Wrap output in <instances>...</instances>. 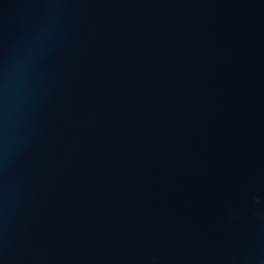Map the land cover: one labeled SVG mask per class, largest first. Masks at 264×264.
<instances>
[{
    "label": "water",
    "instance_id": "obj_1",
    "mask_svg": "<svg viewBox=\"0 0 264 264\" xmlns=\"http://www.w3.org/2000/svg\"><path fill=\"white\" fill-rule=\"evenodd\" d=\"M0 264H264V0H0Z\"/></svg>",
    "mask_w": 264,
    "mask_h": 264
}]
</instances>
